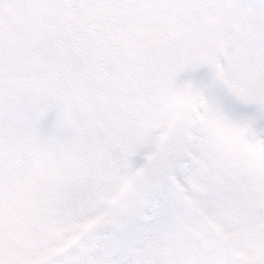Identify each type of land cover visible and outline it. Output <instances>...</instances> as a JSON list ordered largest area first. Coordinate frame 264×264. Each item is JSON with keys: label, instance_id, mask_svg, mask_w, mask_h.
I'll return each instance as SVG.
<instances>
[{"label": "snow or ice", "instance_id": "obj_1", "mask_svg": "<svg viewBox=\"0 0 264 264\" xmlns=\"http://www.w3.org/2000/svg\"><path fill=\"white\" fill-rule=\"evenodd\" d=\"M0 264H264V0H0Z\"/></svg>", "mask_w": 264, "mask_h": 264}]
</instances>
